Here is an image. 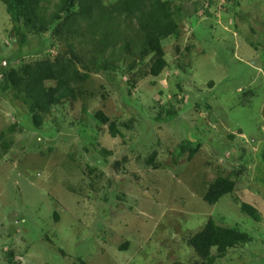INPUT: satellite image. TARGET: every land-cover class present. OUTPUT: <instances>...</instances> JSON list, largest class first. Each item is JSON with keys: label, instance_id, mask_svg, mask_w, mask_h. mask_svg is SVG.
I'll return each mask as SVG.
<instances>
[{"label": "rangeland", "instance_id": "obj_1", "mask_svg": "<svg viewBox=\"0 0 264 264\" xmlns=\"http://www.w3.org/2000/svg\"><path fill=\"white\" fill-rule=\"evenodd\" d=\"M55 1L44 3L47 12ZM168 1L178 30L162 41L168 66L157 78L129 85L125 70L142 34L119 11L99 33L111 29L116 47L129 42L124 69L91 72L84 97L52 110L39 128L30 101L0 84V264L189 263L185 241L209 218L251 237L213 264H264V0ZM83 33L76 44L88 54L93 35ZM49 38L31 52L38 39L0 2V80L3 69L66 50L68 42L56 37L51 46ZM96 110L123 136L111 138ZM153 151L157 169L144 164ZM238 170L232 193L202 200L218 171L234 178Z\"/></svg>", "mask_w": 264, "mask_h": 264}, {"label": "trees", "instance_id": "obj_2", "mask_svg": "<svg viewBox=\"0 0 264 264\" xmlns=\"http://www.w3.org/2000/svg\"><path fill=\"white\" fill-rule=\"evenodd\" d=\"M49 1L0 0L12 20L38 39L31 50L34 54L41 53L43 46L47 44L41 42L43 34L49 33L50 38L47 42L51 41V46H54L52 41L54 42L56 37L68 42L64 52H58L54 56L44 54L24 63L19 70L13 68L1 70V89L15 90L30 101L31 123L35 128L43 124L44 118L51 114L52 110L83 98L87 93L84 86L91 72L109 76L124 69L121 63L130 52L129 42L123 38L122 44L116 47V43L108 38L111 34L114 35L111 29H108L109 35L99 33V28L108 25L109 19L116 12L120 11L122 15L133 19L142 34L138 59L125 70V74L131 78L129 85L134 87L139 78H157L167 68L162 41L176 35L178 30L170 1L116 0V6L109 8L102 0H56L52 10L47 12L44 3ZM215 1L210 0L208 4ZM226 1L234 3V0ZM190 22L192 23L191 18ZM85 29L93 35L88 39L92 45L88 54H84L85 43L76 44L77 38H85L83 33ZM108 47L112 50L106 56L105 51ZM139 64H142L143 69H137L135 75L134 66ZM175 114V111L167 112L169 117ZM93 117L99 124L107 126L111 138L123 136L117 123L111 121L101 110H96ZM198 149L199 147L188 149V160L198 152ZM156 158L157 152L153 151L144 158V164L157 169L160 164L156 162ZM231 175L234 178L218 171L217 176L207 186L202 200L208 204H215L223 196L232 193L241 171H235ZM239 208L253 220L261 221L259 211L252 205L240 202ZM54 215L57 220V214ZM249 241L251 237L246 232L236 227L218 225L209 218L200 230L185 241L193 254L192 261L188 263L174 260L170 264H213L237 244ZM127 245L125 243L121 249L125 250Z\"/></svg>", "mask_w": 264, "mask_h": 264}]
</instances>
